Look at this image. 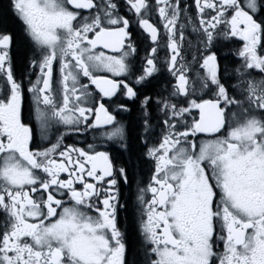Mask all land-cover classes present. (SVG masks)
<instances>
[{
	"label": "snow or ice",
	"instance_id": "snow-or-ice-1",
	"mask_svg": "<svg viewBox=\"0 0 264 264\" xmlns=\"http://www.w3.org/2000/svg\"><path fill=\"white\" fill-rule=\"evenodd\" d=\"M0 264H264V0L0 3Z\"/></svg>",
	"mask_w": 264,
	"mask_h": 264
},
{
	"label": "flooded vegetation",
	"instance_id": "flooded-vegetation-1",
	"mask_svg": "<svg viewBox=\"0 0 264 264\" xmlns=\"http://www.w3.org/2000/svg\"><path fill=\"white\" fill-rule=\"evenodd\" d=\"M6 2V0H5ZM143 54V53H142ZM39 137H37L38 139ZM92 141V134L89 133H85L83 135H74L71 138L66 139V143H75L76 146L78 147H84L86 145L87 142H91ZM144 179H147V173L145 174ZM134 195H135V184H133V189H132V200H134ZM121 218H122V214H121Z\"/></svg>",
	"mask_w": 264,
	"mask_h": 264
},
{
	"label": "trees",
	"instance_id": "trees-1",
	"mask_svg": "<svg viewBox=\"0 0 264 264\" xmlns=\"http://www.w3.org/2000/svg\"><path fill=\"white\" fill-rule=\"evenodd\" d=\"M0 3H6V2H5V0H0ZM146 173H147V171L145 170L144 177H145ZM137 179H139V177H137ZM133 184H135V183H133ZM132 189H133V186H132ZM132 189H131L130 192L126 191L125 195L132 197ZM130 203H131V201H130ZM125 217H126V214L122 213V218H121L122 219V223H124L126 225L127 224V219Z\"/></svg>",
	"mask_w": 264,
	"mask_h": 264
}]
</instances>
